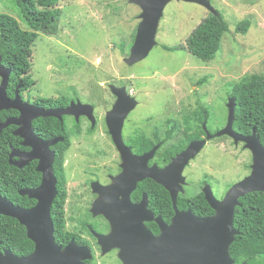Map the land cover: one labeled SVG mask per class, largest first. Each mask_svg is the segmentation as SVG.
<instances>
[{
	"label": "rangeland",
	"instance_id": "rangeland-1",
	"mask_svg": "<svg viewBox=\"0 0 264 264\" xmlns=\"http://www.w3.org/2000/svg\"><path fill=\"white\" fill-rule=\"evenodd\" d=\"M211 1L229 27L214 60L205 62L187 48L188 38L210 14L209 9L195 2L171 0L159 24L158 43L147 57L131 65L125 58L129 57L141 21L139 5L130 0H60L63 15L58 33H41L33 47L29 74L36 83L32 93L113 101L107 85L125 76L123 80L130 77L129 88L138 94V105L125 119L126 135L136 128L137 120L146 123L144 116L158 120L156 113L164 112L167 118L193 112L198 99L211 112L206 127L221 129L227 119L229 84L248 73L264 74V0ZM5 5L0 0V11L18 18L14 9ZM245 18L252 21L247 33L238 27ZM21 25L25 26L22 21ZM203 77L208 82L198 84ZM104 129V125L99 126L96 136ZM219 137L209 141L187 167V194L201 192L205 174L220 196L251 172L253 156L244 142L236 144L231 137ZM83 151L81 138H75L66 154L67 171L73 163L91 160L87 154L81 156ZM115 157L113 151L96 159L99 164H110ZM84 179L76 175L72 182L82 183ZM72 184L70 192L76 187Z\"/></svg>",
	"mask_w": 264,
	"mask_h": 264
},
{
	"label": "water",
	"instance_id": "water-1",
	"mask_svg": "<svg viewBox=\"0 0 264 264\" xmlns=\"http://www.w3.org/2000/svg\"><path fill=\"white\" fill-rule=\"evenodd\" d=\"M130 1L142 9L141 21L131 53L129 57L125 58L126 62L132 65L147 57L158 43L156 37L159 24L164 15V9L171 0ZM185 1L201 4L211 13L219 15V10L211 0ZM11 72L12 68L2 64V56L0 55V76L3 77L0 85V110L13 108L21 111L18 118L10 116L1 122L0 132L9 125L20 124L22 126L14 133L23 137V144L30 146L31 150L18 153L12 148L9 157L10 163L23 167L28 162L37 159L39 161L37 170L42 173V180L37 187L20 190L21 195L36 199L37 203L32 207L16 205L0 192V214L18 219L21 224L26 226L28 237L35 243L34 251L26 256H13L8 250L4 255L0 252V264H83L82 259L91 257V250L88 247L76 246L73 242L63 249L57 244L54 234L52 206L58 194V178L54 169L56 152L50 147L63 138L57 137L46 140L36 134L32 124L34 119L39 117L53 116L63 120L64 114H75L77 119L80 114H86L94 124V107L78 100L73 101L65 108L45 109L22 101L18 92L15 98H10L7 94V87ZM111 89L117 96V102L107 114V124L123 159L124 172L120 178H128L126 185L131 191L136 187L139 180L149 176L146 164L156 147L148 153L136 155L126 145L123 138L125 119L138 105V100L128 93L124 86L111 85ZM236 104L235 96H230L228 98L227 124L215 134H211L204 124L207 137L192 140L162 170L165 174L176 172L180 181L175 190L169 183H165V186L172 192L176 207L178 187L183 192L188 183L187 177L184 175L186 166L200 153L207 141L214 136L229 135L236 144L244 142V146L251 150L253 156L251 172L234 183L222 199L215 195L211 184L204 186L205 198L215 211L212 215H197L191 209L177 210L172 224H162V232L158 236L150 232L139 236L133 232V235L124 233V239L118 240V237H115L116 231L102 235L103 242L109 246L121 248L120 257L125 264H235L230 247L240 233V230L235 227L234 221L236 208L241 205V197L251 192L264 191V145L255 129L252 134H243L234 129ZM17 155H20L21 158L15 160ZM127 197L128 195H126ZM141 205H145V203H141ZM141 208L143 207L141 206Z\"/></svg>",
	"mask_w": 264,
	"mask_h": 264
},
{
	"label": "trees",
	"instance_id": "trees-1",
	"mask_svg": "<svg viewBox=\"0 0 264 264\" xmlns=\"http://www.w3.org/2000/svg\"><path fill=\"white\" fill-rule=\"evenodd\" d=\"M2 2H5L7 9L13 8L18 16L17 18L8 11L0 12V55L2 63L13 70L9 85L10 93V88L17 84L19 75L27 74L25 80L31 83L28 73L32 66L34 44L41 33L49 35L58 33L63 8L59 6L60 0H2ZM21 21L25 26L21 25ZM251 25V19L245 18L238 27L241 32L247 33ZM228 30V24L220 11L219 15L210 12L188 38L187 48L197 58L210 62L222 49L223 38ZM164 47L170 49L166 45ZM207 82L208 79L203 77L198 84L203 85ZM227 95L235 96L237 101L234 129L243 134H252L255 129L264 145V74L248 73L239 80L232 81ZM40 97L42 96H38ZM47 98L52 101L40 102L46 107L63 105L70 99L68 96H47ZM55 99H60L62 103L56 104L58 101ZM15 113V109L0 110V122ZM210 113L208 105L198 99L197 108L193 112L189 110L181 114L180 143L177 148L175 147L176 154L185 149L192 140L202 137L204 134L202 122L204 119L210 120ZM79 125L76 123V127ZM169 126L172 133L173 121L169 122ZM14 127L9 125L0 132V192L16 205L32 207L36 204V199L21 195L20 190L37 187L41 183L42 173L37 170V160L22 169L10 163L11 149L19 144L18 137L14 134ZM34 127L36 132L45 138L65 135L64 141L53 146L56 150L54 169L58 178V194L52 206V219L58 233L66 194L64 162L70 149L71 139L67 134L66 123L53 116L40 117ZM174 154L172 152V155ZM240 201L241 205L237 206L234 217L235 227L240 233L231 244V255L235 264H264V191L248 193L241 197ZM165 202L169 203L170 200ZM180 204L184 208L190 207L201 216L215 212L203 192L182 194ZM164 207H168V204L164 203ZM34 246L35 243L28 237L25 225L14 217L0 214V250L10 249L14 253L24 255L33 251Z\"/></svg>",
	"mask_w": 264,
	"mask_h": 264
},
{
	"label": "flooded vegetation",
	"instance_id": "flooded-vegetation-1",
	"mask_svg": "<svg viewBox=\"0 0 264 264\" xmlns=\"http://www.w3.org/2000/svg\"><path fill=\"white\" fill-rule=\"evenodd\" d=\"M136 34L137 31L135 32V38ZM130 53L131 50L129 52V55ZM12 72L10 74V78ZM26 75L23 74L17 76V84L14 87L12 85V87L10 88L11 94L9 93V79L7 94L10 98H15L16 93L18 92L22 98V101L45 109L65 108L69 106L73 101L78 100H80L82 103H87L94 107V124L92 119L86 114H80L78 119L75 114H64L63 120L57 117L62 123H66V125L68 123L67 134L71 139L70 149L73 147L74 139L81 138V142L84 147V151L81 156L84 157L87 154L86 158L91 159L87 162L80 161L79 163H73L72 166L69 167L68 171L67 160H65L64 162L66 170V194L65 203L62 209V219L61 223L59 224L58 233L56 232V230L54 231L57 244L63 249L72 242L79 247H88L91 250V257L82 259L83 264H125L123 259L120 257L121 248L119 246L112 247L103 242L101 239L102 235H108L111 232L116 231L117 235L115 237H118V240L123 238L124 233L127 235H133V232L137 235L139 234V236L149 232L155 236H158L162 232V224H172L177 210L186 211L188 209H191L190 207H182L180 201L181 195L187 194L186 186L190 184V181L186 170L193 159L184 170V175H186L188 183L187 185H185L183 192L180 191V187H178L176 207L174 204L172 192L165 186V183H169L170 185H172L173 190H175L177 189V184L179 185L180 182L179 177L176 172H167V177L166 174L162 172V170L166 168L172 162L173 158L179 153L178 152L176 154L175 147L179 146L180 143L179 121L181 116L178 113L172 116L167 115V118H165L164 112L156 113L158 120L153 119L149 115H147L146 117L144 116L146 123L141 124L138 123L137 120V124H135L136 128L134 130H131L130 133H127V135L123 128L124 141L126 145L131 148L134 154L142 155L150 152L153 148L156 147L155 152L151 155L146 164L149 176H146L144 179L139 180L136 184V187L131 189L130 191V188L126 185L128 178H120V175L124 172L123 159L113 139V136L109 131V127L107 124V114L117 102V96L113 93L111 85H116L117 87L124 86L126 87L128 93L137 98L138 94L134 93L133 89L131 90V88H129V85L131 84V78L128 77V79L124 81L123 79L126 77L120 76L119 81L116 84L109 83L107 85L113 96V101H83L79 97L80 95H74L75 97L68 96L70 99L63 105L46 107L44 103L41 104L40 102L52 100L42 94H33L31 88L34 87V84L36 82L29 73L28 76L31 77V83L30 81L25 80ZM2 81L3 77L0 76V85ZM38 96L42 97L38 98ZM230 96H228V98ZM55 101H58L56 104L62 103H60V99H55ZM226 105L228 109V101L226 102ZM15 110L16 113L13 116L18 118L21 115V111L19 109ZM228 112L229 109L227 110V118ZM39 118L34 119L32 124L35 132L36 129L34 127V124ZM170 121H173L172 133H170L169 130ZM227 121L228 119H226V123L223 124L221 128H223L227 124ZM76 123H79L80 125L76 127ZM207 123V119H204V121L202 122L204 134H202V137L200 139H204L207 137V133L204 128V124L207 125ZM13 125L15 126L14 132L22 127L20 124ZM103 125L106 127V129L102 130V135H99L97 137L96 135L98 134V128L99 126ZM219 129L213 131L208 128L211 134H215ZM36 134L38 133L36 132ZM16 136L18 137L19 144L18 146L12 148H14L18 153L29 152L31 150V147L23 144L24 138L20 135ZM225 136L230 137L229 135ZM57 137L63 138V140L59 141L58 143L65 140V135H56L49 138H42L49 140ZM217 138V136H214L207 141L206 145L209 143V141ZM56 144L51 145L50 147L55 152L56 150L53 146H55ZM203 149L200 151V153L203 151ZM113 151L116 157L113 159L112 163H97L96 157L98 155H107ZM172 152H174L175 154L172 155ZM20 158L21 156L17 155L14 159L18 160ZM35 160L37 159H34L32 161ZM32 161L28 162V164L23 167H19L17 165L15 166L22 169L28 166ZM38 163L39 161L37 160V166ZM76 175L85 178L83 181H81L82 183L72 182ZM206 180H209L208 174H205L204 178L201 181V192H203V188L206 184H211L210 180ZM69 183H73L72 185L76 186L72 187L71 192ZM211 185L213 187V184ZM226 192L220 196L215 192V195L219 199H222L225 196ZM126 195H128L129 198H126ZM166 200H170V204L166 203ZM141 203H145V205H141ZM164 203L168 204V207H164ZM141 206L143 208H141ZM124 245L126 246V243ZM7 250L10 251L13 256H26L33 252L31 251L30 253L24 255L14 253L10 249L0 250V252L2 255H4Z\"/></svg>",
	"mask_w": 264,
	"mask_h": 264
},
{
	"label": "clouds",
	"instance_id": "clouds-1",
	"mask_svg": "<svg viewBox=\"0 0 264 264\" xmlns=\"http://www.w3.org/2000/svg\"><path fill=\"white\" fill-rule=\"evenodd\" d=\"M3 64V63H2ZM4 65V64H3Z\"/></svg>",
	"mask_w": 264,
	"mask_h": 264
}]
</instances>
